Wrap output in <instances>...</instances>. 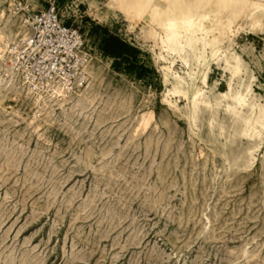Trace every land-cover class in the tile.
Here are the masks:
<instances>
[{
    "label": "rangeland",
    "instance_id": "374dc122",
    "mask_svg": "<svg viewBox=\"0 0 264 264\" xmlns=\"http://www.w3.org/2000/svg\"><path fill=\"white\" fill-rule=\"evenodd\" d=\"M49 1L0 0V264H264V25L207 14L205 39L230 31L197 60L108 0H55L87 82L40 94L11 45Z\"/></svg>",
    "mask_w": 264,
    "mask_h": 264
},
{
    "label": "bare ground",
    "instance_id": "6f19581e",
    "mask_svg": "<svg viewBox=\"0 0 264 264\" xmlns=\"http://www.w3.org/2000/svg\"><path fill=\"white\" fill-rule=\"evenodd\" d=\"M107 4L110 7L118 9L132 20L144 21L147 25L146 28H149L150 35L159 37V42L162 44L168 43L171 50L177 53L186 52L188 50L192 51L197 60L202 57V55L198 53L197 46L199 43L203 42L204 46L209 45L213 55H216L222 47L220 39L225 33L230 31L229 26L217 27V35L213 34L212 37L205 39V37L202 36V32L208 35L214 30L213 27L207 28L204 25V19L207 14H220L219 16L226 17L230 24L233 22L234 18L246 14L251 16L250 21L254 26L263 28L264 25V0H108ZM156 28L160 31L158 32ZM3 52L4 49L2 48L0 50V59L6 63L7 57ZM22 76L24 77L23 74ZM164 77L166 79L167 73H164ZM24 79H26V77H24ZM36 91L40 94H50L54 92L59 96H64L65 93L69 95V93L72 92L71 89L65 90L58 86H53L50 91L48 90L46 92L41 90ZM182 91L183 87L181 82L175 77L173 93H180ZM192 97L194 100L195 97H197V92H195ZM238 98H240V96ZM234 99H236L235 96ZM206 103L204 102V104ZM245 122H247V120ZM259 129L262 128L259 127Z\"/></svg>",
    "mask_w": 264,
    "mask_h": 264
},
{
    "label": "built area",
    "instance_id": "2783aa9c",
    "mask_svg": "<svg viewBox=\"0 0 264 264\" xmlns=\"http://www.w3.org/2000/svg\"><path fill=\"white\" fill-rule=\"evenodd\" d=\"M27 34L12 43L15 64L33 90H75L87 82L89 53L78 29L63 22L55 0L25 15Z\"/></svg>",
    "mask_w": 264,
    "mask_h": 264
}]
</instances>
